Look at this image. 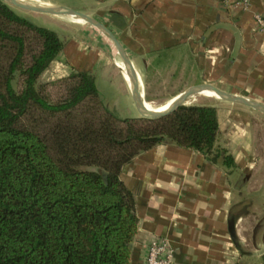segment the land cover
Listing matches in <instances>:
<instances>
[{
    "label": "trees",
    "instance_id": "1",
    "mask_svg": "<svg viewBox=\"0 0 264 264\" xmlns=\"http://www.w3.org/2000/svg\"><path fill=\"white\" fill-rule=\"evenodd\" d=\"M65 43L0 0V264H129L139 217L120 174L157 143L236 166L219 143L216 104L121 116L92 70L41 82ZM52 84L60 85L56 95Z\"/></svg>",
    "mask_w": 264,
    "mask_h": 264
},
{
    "label": "crops",
    "instance_id": "2",
    "mask_svg": "<svg viewBox=\"0 0 264 264\" xmlns=\"http://www.w3.org/2000/svg\"><path fill=\"white\" fill-rule=\"evenodd\" d=\"M32 1L71 6L105 22L127 50L143 91L146 77L158 76L174 65L170 74L179 69L181 75H193L182 89L208 81L264 103V29L257 23L258 15L264 19V0L248 4L239 0ZM31 12L36 18L51 20L44 25H55L50 16L58 14ZM21 14L33 20L31 15ZM71 18L78 30L66 39L47 73L62 76L72 70H92L96 83L99 77L108 78L113 63L119 65L112 44L89 22ZM218 21L231 22L239 29L241 44L236 54L235 35L230 29L216 27L206 34ZM122 74L129 102L135 108L132 87L123 70ZM207 102L218 107L219 143L233 154L236 166L213 162L197 149L169 141L139 152L124 164L120 175L135 195L139 217L129 264L144 263L153 236L169 240L174 264H248L238 222L236 243L229 221L234 216L237 174L253 167L259 142L257 125L258 120L264 121V112L222 97Z\"/></svg>",
    "mask_w": 264,
    "mask_h": 264
},
{
    "label": "rangeland",
    "instance_id": "3",
    "mask_svg": "<svg viewBox=\"0 0 264 264\" xmlns=\"http://www.w3.org/2000/svg\"><path fill=\"white\" fill-rule=\"evenodd\" d=\"M10 5L19 14L27 13L28 15H31L33 21L38 24L44 25L51 22V20L42 17L36 18L34 14L35 12H31L33 10H25L24 8L11 3ZM50 17L51 19H55L53 20L55 27L51 26V28H57L60 30L61 33H59L65 39H69L70 36H73V30H78V25L73 22L71 18L73 16L58 14ZM114 52L116 61L122 63V58L119 53L115 50ZM113 65L112 69L114 70L111 71L108 78H98L97 83L101 97L105 104L116 111L119 115L138 116L139 111L136 107L133 108L129 102L127 95V93H129L128 87L122 74L123 69L118 64L113 63ZM174 69L175 66L170 65L167 69H163L160 75L149 76L144 79L145 91H143V93L146 101H153L158 105H162V102L168 98L175 97L176 94L184 90L182 88L185 83L193 79V75L190 74V72L187 71V75H181L179 69L176 70L175 74H170ZM73 71L76 70H72V72ZM69 74L57 76L51 75L45 70L40 77V81L43 83L52 82L64 78ZM59 90V84H52L49 86V92L53 95H56ZM212 99L213 97L211 96L195 93L188 97L186 104L207 102ZM258 121L257 129L259 130V142L256 148V158L254 159L253 167H251L249 172L237 174L236 197L232 211L238 222L239 237L242 241V248L246 252L245 261L248 264H259L262 260V254L264 253V121Z\"/></svg>",
    "mask_w": 264,
    "mask_h": 264
},
{
    "label": "water",
    "instance_id": "4",
    "mask_svg": "<svg viewBox=\"0 0 264 264\" xmlns=\"http://www.w3.org/2000/svg\"><path fill=\"white\" fill-rule=\"evenodd\" d=\"M13 5L19 6L24 9L39 11V12H46V13H52V14H66L70 16H77L85 19V21L89 22L93 26H95L97 29H99L103 34H105L113 44L115 45L117 52L121 56L122 60L124 61L125 65L127 66V71L129 73V76L131 78L132 83V93L133 98L135 100L136 107L139 111V116L144 117H159L162 115H165L174 109H176L181 104H186V101L188 100V97L201 92L205 88H212L219 94L220 97L224 99H228L231 101L243 103L246 105H250L252 107H255L261 111L264 112V103L252 99L243 95H238L232 92H229L218 85L212 83V82H199L190 85L183 91L176 94V99L170 103V105L164 109V110H150L148 109L146 103H145V95L143 93V90L141 88V82L139 79V75L137 73V70L127 52L125 49L123 43L117 36V34L111 29L105 22L97 18L96 16H93L83 10L76 9L71 6L67 5H55V4H41V3H32L26 0H5ZM226 27L230 29L234 35H235V44L233 48V54H236L240 44H241V34L237 26L231 22H222L218 21L217 23L211 25L207 30V35L212 32L216 27ZM236 219L235 217H231L229 221V230L230 234L233 238V240L237 243L238 242V235L236 231Z\"/></svg>",
    "mask_w": 264,
    "mask_h": 264
},
{
    "label": "built area",
    "instance_id": "5",
    "mask_svg": "<svg viewBox=\"0 0 264 264\" xmlns=\"http://www.w3.org/2000/svg\"><path fill=\"white\" fill-rule=\"evenodd\" d=\"M248 4L251 0H239ZM259 28L264 29V19L257 16ZM143 264H174V251L169 240L162 236H153L147 244V250Z\"/></svg>",
    "mask_w": 264,
    "mask_h": 264
},
{
    "label": "bare ground",
    "instance_id": "6",
    "mask_svg": "<svg viewBox=\"0 0 264 264\" xmlns=\"http://www.w3.org/2000/svg\"><path fill=\"white\" fill-rule=\"evenodd\" d=\"M27 1V0H26ZM29 2H32V3H41V4H47V3H42V2H34V1H29ZM73 17H75V20H77V21H80V22H86L85 21V19H83V18H81V17H77V16H73ZM104 35V37H106L110 42H111V44H112V46H113V49L115 50V51H117V49H116V47H115V45L113 44V42L111 41V39H109V37H107L105 34H103ZM122 61V63L121 62H119V65H120V67L123 69V72H124V74H125V78H126V80L129 82V86H130V88L132 87V83H131V78H130V76H129V73H128V71H127V66L125 65V63H124V61L123 60H121ZM199 93H201V94H204V95H207V96H211V97H220L219 96V94L217 93V91H215L214 89H212V88H205V89H203L201 92H199ZM176 97L177 96H175L174 97V99H176ZM174 99L172 100V101H174ZM172 101H165V102H162L163 104L162 105H158V104H156L155 102H148V101H146L145 100V103H146V105H147V107H148V109H150V110H164V109H166L169 105H170V103H172Z\"/></svg>",
    "mask_w": 264,
    "mask_h": 264
}]
</instances>
